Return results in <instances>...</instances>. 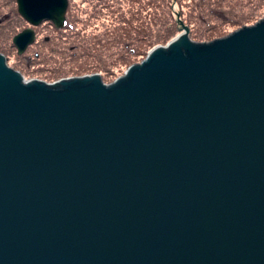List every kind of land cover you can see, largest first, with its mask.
I'll return each mask as SVG.
<instances>
[{
	"label": "water",
	"instance_id": "water-1",
	"mask_svg": "<svg viewBox=\"0 0 264 264\" xmlns=\"http://www.w3.org/2000/svg\"><path fill=\"white\" fill-rule=\"evenodd\" d=\"M16 3L19 56L67 26L68 0ZM181 25L111 85L0 54V264H264V20Z\"/></svg>",
	"mask_w": 264,
	"mask_h": 264
},
{
	"label": "rangeland",
	"instance_id": "rangeland-1",
	"mask_svg": "<svg viewBox=\"0 0 264 264\" xmlns=\"http://www.w3.org/2000/svg\"><path fill=\"white\" fill-rule=\"evenodd\" d=\"M68 1L67 19L68 23L73 25L68 24L64 29L58 30L51 22H44L35 28L37 34L35 43L26 53L19 56L13 44V37L30 25L19 15L16 0H0V19L10 16L0 25V54L6 58L8 66L19 72L26 82L39 80L54 83L58 79L99 74L104 84L111 85L123 76L130 66L145 61L152 49L159 45H166L172 39L152 48L139 49L138 47V51L142 52L141 56L126 58L123 55H127L126 43L131 42V38L124 35L126 27L123 21L116 18L119 14L110 16L107 14H110L109 10L105 9L106 15L95 20L102 9V5L97 7L96 5L105 0ZM118 1L120 0L116 2ZM124 1L121 0V3ZM143 1H146L144 6L150 3V0ZM179 1L186 7L182 9L184 14L181 15L179 5L176 3V7L172 8L176 14L175 20H185L184 26L189 29V39L194 43H207L226 37L264 20V0H221L217 10L221 9L222 11H219L223 14L215 12L207 20L202 19L200 15L202 9L209 8L207 5L200 6L199 2L204 0ZM128 9L125 8V11ZM182 28L180 26L179 31H182ZM113 29L115 31H112V34L105 33ZM153 29L156 30L155 27ZM118 34L120 36L114 39ZM94 35H99L100 38L104 36L106 43L100 40L101 44L98 45ZM47 38L50 39L49 42L46 41ZM109 40L112 41L109 42ZM106 54L108 57H105Z\"/></svg>",
	"mask_w": 264,
	"mask_h": 264
},
{
	"label": "trees",
	"instance_id": "trees-1",
	"mask_svg": "<svg viewBox=\"0 0 264 264\" xmlns=\"http://www.w3.org/2000/svg\"><path fill=\"white\" fill-rule=\"evenodd\" d=\"M116 1L117 0H105L104 2H98V5H96V7L102 5V9L100 14L95 17V20L97 21L100 19V16L106 15V13H104L105 9L109 10L110 14H107L110 16H116L119 14V17L117 16L116 18H119L120 21H123L125 25L124 27H126V29L124 30V35L131 38V42L126 43L127 55H123L126 56V58L129 56H141L142 52L138 51V47L139 49H147L161 43H167L179 32V27L182 26L181 23L185 24L184 19H178L177 21L175 20L176 14L172 10V8L176 7L177 3L179 5L180 14H184V10L182 9H184L186 5H183V3L179 0H150V3L145 4V6L144 2L146 1L143 0H125L123 3H121V0L118 2ZM173 4L175 5L173 6ZM199 4L200 6L207 5L209 7L207 9L201 10L200 15L202 16V19L207 20L208 17L210 15H213L215 12L223 14V12H221V9H219L221 11L217 10L221 4V0H204L200 1ZM125 8L129 9L125 11ZM68 24L70 26L73 25L72 23H68L67 19V25ZM153 27H155L157 31L154 30ZM112 31H115V29L105 33L112 34ZM119 36L120 34L116 35L114 39L118 38ZM93 37L98 45L100 43V40L106 43L104 36L100 38L99 35H94ZM200 37L202 38V36ZM107 38L109 39V36H107ZM77 40H79V38H77ZM46 41L49 42L50 39L47 38ZM110 41L112 40H109V42ZM105 57H108L107 54L105 55ZM99 59L101 60L100 56Z\"/></svg>",
	"mask_w": 264,
	"mask_h": 264
}]
</instances>
